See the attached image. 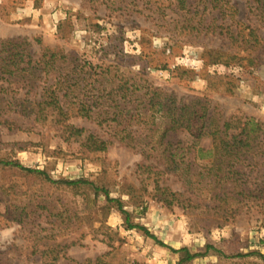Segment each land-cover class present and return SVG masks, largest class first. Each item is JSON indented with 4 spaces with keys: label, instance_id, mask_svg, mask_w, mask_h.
<instances>
[{
    "label": "rangeland",
    "instance_id": "rangeland-1",
    "mask_svg": "<svg viewBox=\"0 0 264 264\" xmlns=\"http://www.w3.org/2000/svg\"><path fill=\"white\" fill-rule=\"evenodd\" d=\"M210 1L189 0L188 14L178 11L171 0H0V39L26 38L34 61L47 52L69 55V70L77 66L75 77L92 75L86 94L90 104L100 87L95 81L101 82L106 93L116 86L109 85L114 73L100 75L101 68L114 65L129 87L146 82L183 104L205 95L218 103L224 118L244 115L264 125V52L256 66L249 65L248 59L241 66L233 61L226 66L234 52L230 40L219 35L220 29L213 32L220 25L225 29L232 25L236 31L234 21L239 20L257 29L264 39V12L257 9L256 0H228L238 11L233 20V11L226 10L222 16ZM191 25L198 29H185ZM49 83L38 82L36 92ZM92 87L95 90L89 92ZM15 92L13 88L12 96ZM104 102L98 110L114 106ZM12 117L17 126H0V159L18 161L52 181L84 180L100 191L96 193L90 185L52 184L40 175L0 169V264H42L40 253L54 244L70 245L66 258L56 264H91L100 257L110 264H178L185 254L175 251L182 249L204 255L186 264H264L252 255L264 254V208L249 210L243 205L232 223L215 225L212 209L216 205L209 203L208 191L199 190L193 177L205 174L211 160L187 152L193 144L187 132L169 136L183 143L179 156L191 159L190 180L182 172H167L160 184L198 206L190 210L170 208L158 200L154 175L148 179L138 166L145 163L164 170L162 151L150 152L152 157L146 161L139 152L121 145L113 136L117 123L112 117L71 120L76 127L111 142L106 152L95 154L85 151L82 142L64 141L56 128H36L28 120ZM119 120L136 130L143 127L128 118ZM14 143L18 145L12 147ZM198 145L203 150L212 147L208 138ZM251 178L256 185L264 183V166ZM104 191L122 203L131 223L157 240L143 230L128 229L125 216L116 203H108ZM253 205L257 201L249 206Z\"/></svg>",
    "mask_w": 264,
    "mask_h": 264
},
{
    "label": "trees",
    "instance_id": "trees-1",
    "mask_svg": "<svg viewBox=\"0 0 264 264\" xmlns=\"http://www.w3.org/2000/svg\"><path fill=\"white\" fill-rule=\"evenodd\" d=\"M171 1L178 11L190 13L189 0ZM256 3L257 9L264 12V0H256ZM209 4L213 9H219L222 16H225L226 10H231L234 12L231 18L236 20L238 17V11L230 7L228 0H211ZM234 24L237 25L236 31L231 30L232 25L226 29L220 25L213 30L217 32L220 29L219 35L228 37L230 51H234L224 64L229 66L233 61L241 66V62L248 59L249 65L256 66L259 56L264 52V39L258 34L257 29L246 27L239 20L234 21ZM185 29L193 31L198 27L191 25ZM30 47L31 44L26 38L0 39V126L8 129L17 126L12 116L28 120L33 127L39 125L41 129L49 125V128H56L60 132L64 141L82 142L81 146L85 151L95 154L106 152L111 142L76 127L71 120L77 117L88 120L95 117L104 119L112 117L117 123L113 136L121 145L139 152L146 161L152 157L150 152L162 151L164 170L145 163L138 166V170L148 174V179L154 175L153 190L158 200L170 208L179 206L190 210L198 206L184 195L160 184V177L167 172H182L188 177V181L190 180L189 176L193 168L191 159L186 155L179 156V150H184V147H181L183 143L180 141L175 143L172 141V136H169L185 131L193 139V144L186 149L187 152H197L200 158L210 157L211 160L205 168V174L200 173L193 177H196L199 190L208 191L209 203L216 205L212 209L215 211V225L221 227L232 223L239 216L242 210L240 207L243 205L248 206L249 210L254 206L264 208V183L256 185L251 182V175L260 172L264 166V125L259 120L244 115L224 118L218 103L205 95L197 97L189 104H183L173 95L147 85L146 82L143 85L133 82L129 87L128 81L124 82L122 75L119 74V68L114 65L101 68L100 75L114 73V80L111 79L109 85L116 84V86L106 93V88L101 89V82L95 81L100 87L98 93L92 95L90 104V101H86L87 90L91 86V83H87V80L92 78L90 72L85 73L84 77H75L77 66H73V70L70 71L69 55L59 51L44 53L34 61ZM243 54L247 57H243ZM43 79L49 80L50 83L38 93L36 84ZM13 88H16V92L12 96ZM26 89H28L27 93L21 95L20 92ZM94 90L92 87L89 92ZM16 95L21 96L17 98ZM104 99V104L111 101L114 106H109L108 110L105 106H101L102 109L98 110L99 104H103L101 102ZM133 104H137L136 108L130 109L128 106ZM123 117L130 119V123L135 121L136 124L143 125L142 129L136 130L131 124L124 126L119 120ZM144 136L147 139H144ZM204 138L211 140V149L203 150L198 147L199 142ZM17 145L14 143L11 146ZM187 159L188 161L185 162ZM4 168L40 175L52 184L73 187L90 185L96 193L100 191L84 180L52 181L45 173L27 169L18 161L11 159H0V169ZM104 194L108 203H116L118 210L125 216L128 229H140L150 234L142 226L130 222V214L123 209L119 200L112 199L107 191H104ZM253 201H257V205L249 206ZM149 236L157 240L153 235ZM158 243L165 246L159 241ZM68 247L70 245L62 244L47 247L40 253L42 264H56L60 259L66 258L65 250ZM210 249L211 247L207 246V250ZM175 252L185 254L178 264H186L199 256H204L192 254L187 249ZM252 255L258 256L264 262V254ZM91 264L110 263L100 257Z\"/></svg>",
    "mask_w": 264,
    "mask_h": 264
}]
</instances>
